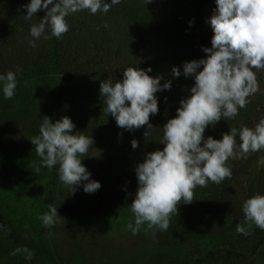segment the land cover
<instances>
[{
    "label": "rangeland",
    "instance_id": "374dc122",
    "mask_svg": "<svg viewBox=\"0 0 264 264\" xmlns=\"http://www.w3.org/2000/svg\"><path fill=\"white\" fill-rule=\"evenodd\" d=\"M161 1L121 0L110 9L124 5L157 22L162 33L159 62L139 50L127 61L124 55L118 59L101 53L97 45L78 40V35L85 38L82 26L60 39L42 37L35 41L36 47L26 41L23 57L28 61L19 57L12 65H0V75L12 71L17 81L12 99L4 98L0 82V264H264V231L248 227L242 211L247 199L264 195V164L259 163L264 151L249 153L247 159L230 158L231 179L197 187L191 204L180 202L167 231L150 230L145 224L133 235L127 227L134 225L130 204L138 188L135 168L147 153L163 150L162 128L176 117L180 101L190 96L195 83L183 75V64L206 59L203 48H211L214 35L207 23L216 10L212 2L198 4L195 12L194 0L167 1L169 9ZM30 2L0 0V33L17 30L30 35V26L45 15L41 11L25 20L23 6ZM92 21L89 17L84 22ZM67 38L84 52H64L62 40ZM128 67L151 68L148 75L163 77L161 85L171 80L170 90L155 94L158 113L149 121L155 130L147 139V126L121 129L104 110L100 83L115 84ZM173 67L180 69L179 78L171 75ZM256 75L259 91L248 98L246 108L234 119L209 125L205 139L220 140L231 128L254 129L264 118V71ZM65 116L75 125L72 134L80 132L94 141L81 157L90 179L101 184L93 194L82 186L72 193L60 182L58 165L43 167L31 143L44 117L55 122ZM134 139L139 142L136 149L131 146ZM236 141L240 143L238 135ZM48 205L56 207L61 217L50 227L40 219L49 212ZM237 225L250 235L238 234ZM28 252L33 254L30 260Z\"/></svg>",
    "mask_w": 264,
    "mask_h": 264
},
{
    "label": "clouds",
    "instance_id": "9594fccd",
    "mask_svg": "<svg viewBox=\"0 0 264 264\" xmlns=\"http://www.w3.org/2000/svg\"><path fill=\"white\" fill-rule=\"evenodd\" d=\"M120 2L31 0L23 6L27 13L23 18L32 20L41 11L45 15L39 18L38 24L30 26L33 39L29 43L36 47L35 41L42 37L45 40L62 38L69 31L65 19L69 14L82 10H89L93 15L98 11L107 13ZM215 2L216 10L207 20L214 33L211 48H203L207 58L183 64V75L194 78L195 82L190 96L180 101L176 117L169 119L162 128L163 150L147 153L144 162L135 168L138 188L130 204L134 225H127L133 235L145 224L150 230L167 231L180 202L191 204L197 187H206L209 182L219 185L231 179L232 171L227 166L230 158L247 159L249 153L264 151V118L254 129L241 126L239 130L231 128L220 140L211 136L204 138L209 125L215 126L222 118L234 119L240 109L246 108L248 98L259 91L256 71H264V0ZM151 71V68L128 67L123 71L122 80L115 84L110 80L102 81L99 89L106 106L104 110L115 119L117 126L127 131L147 126L145 139L155 130L149 123L150 115L158 113L155 94L171 89V80L161 85L163 77L153 78L148 75ZM171 75L179 78L180 69L173 67ZM0 82H3L4 98L12 99L17 88L16 73L9 71L0 75ZM74 129V123L67 116L55 122L44 117L39 135L31 143L43 167L52 169L58 165L59 180L72 193L82 186L85 193L93 194L101 184L90 179L91 174L81 157L88 153L94 141L80 132L72 134ZM138 145L137 140L131 141L133 149ZM259 163L264 164V157ZM48 208L49 212L40 219L50 227L61 217L56 207L48 205ZM242 211L248 227L254 225L264 231V195L256 194L247 199ZM236 231L250 235L241 225H237ZM32 255L28 252L27 259Z\"/></svg>",
    "mask_w": 264,
    "mask_h": 264
},
{
    "label": "trees",
    "instance_id": "16d2710c",
    "mask_svg": "<svg viewBox=\"0 0 264 264\" xmlns=\"http://www.w3.org/2000/svg\"><path fill=\"white\" fill-rule=\"evenodd\" d=\"M167 1L176 3V0H162L164 9H169L171 6ZM207 1L216 5L215 0H194L191 3V7L197 12V5ZM55 2L56 0H54ZM49 7H52V5ZM170 10L172 11V8ZM89 17L93 18V21L86 24L84 21ZM65 19L69 25V31L66 34L76 28L82 29L83 26L85 38L83 39L82 35H78L80 37L78 40H81L82 44L87 42L93 43L92 46L97 45L101 53L109 54L113 58L124 55V61H127L130 57H134L136 50H139L142 56L160 61L158 58L162 53L160 52L161 54H159L158 52L162 44V33L155 26L157 22L149 19L148 13H137L135 9L122 5L116 11L109 10L104 14L98 11L93 15L89 10H82L69 14ZM107 19H109V22ZM115 23L117 24L116 26L114 25ZM32 39L29 34L23 35L17 30L4 32V34L0 33V65H12L19 57L23 61H28V57H23L25 53L23 49H27L26 47L24 48L26 41L30 44L29 41ZM70 40V38L62 40L66 48L64 52L68 51V49L74 51L75 54L79 51L84 52L81 47L77 46L76 42H71ZM80 57L78 56V58ZM208 254L211 258L214 256L212 251H209ZM213 258L215 259L216 257L214 256Z\"/></svg>",
    "mask_w": 264,
    "mask_h": 264
}]
</instances>
